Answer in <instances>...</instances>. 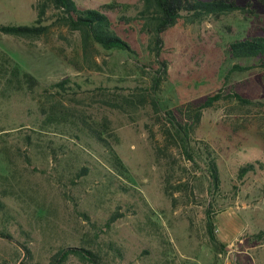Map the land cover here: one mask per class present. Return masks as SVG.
I'll return each instance as SVG.
<instances>
[{
    "label": "rangeland",
    "instance_id": "rangeland-1",
    "mask_svg": "<svg viewBox=\"0 0 264 264\" xmlns=\"http://www.w3.org/2000/svg\"><path fill=\"white\" fill-rule=\"evenodd\" d=\"M36 1L0 0V25H31ZM74 2L80 9L120 5L106 14L134 52L97 46L92 66L82 60L78 33L65 28L32 42L0 34V231L10 237L0 238V264H47L58 249L88 246L108 264H264V107L245 109L226 98L236 92L264 103V58L239 60L228 52L231 42L264 35V0H236L244 11L201 23L179 21L161 35L157 55L134 20L140 0ZM65 57L77 59L79 70ZM67 78L80 88L55 94L52 85ZM216 94L222 98L202 110L192 136L196 164L178 146L160 151L165 111L182 120L186 105ZM56 101V115L68 122L49 121V103ZM83 120L111 128L108 141L125 172ZM202 148L215 157L218 190ZM246 164L254 170L240 178ZM167 177L179 187L169 197ZM207 209L216 238L231 241L223 252L206 233Z\"/></svg>",
    "mask_w": 264,
    "mask_h": 264
},
{
    "label": "trees",
    "instance_id": "trees-1",
    "mask_svg": "<svg viewBox=\"0 0 264 264\" xmlns=\"http://www.w3.org/2000/svg\"><path fill=\"white\" fill-rule=\"evenodd\" d=\"M141 9L138 11L134 20L141 24L140 32L149 35V49L155 52L156 55L162 44L161 35L169 28L175 26L179 21L187 24L201 23L205 19L219 18L237 11H244L245 9L236 4V0H140ZM36 11V19L31 25H0V34L17 38L23 41L32 42L48 35L52 28H65L69 32H76L80 39V50L83 62L92 66L95 65L93 53L96 47H100L105 51H123L133 53L128 41L116 31L110 18L106 14L109 11H115L120 8L115 2L101 5L99 9H80L77 7L74 0H37L32 6ZM253 14V11H249ZM119 21H130L132 19L120 16ZM45 23V24H44ZM228 52L234 59H253L264 58V35L255 36L244 40H236L231 42L228 46ZM65 61L69 63L75 70H79V61L73 57H65ZM163 72H165V62L162 61ZM232 70L243 71L244 68L234 65ZM26 79L31 84H36V80L26 74ZM30 84V86H32ZM158 81H155L156 88ZM80 88L79 84L72 83L70 79H63L52 85L55 94H69L73 91V87ZM54 98L53 95L49 97ZM138 102L143 101L142 96H138ZM222 96L216 94L209 97L203 104L192 107L191 104L186 105L183 109L185 118L178 120L171 111H165L167 128L163 131L165 147L160 151H166V148L172 145L178 146L181 149L183 156L192 164H196V150L192 145V136L197 128L202 110L212 107L213 103L220 100ZM226 98L229 101H234L241 108H256L264 107L262 102H254L249 99L241 97L238 93H229ZM124 102L127 105L134 106L132 99L125 97ZM50 115L48 117L51 123L57 121H67L64 116H57L56 111L61 106L60 102H50ZM151 104L157 110L156 102L153 100ZM107 105L119 109L120 106L113 101H108ZM44 112V109H42ZM181 112V110H180ZM68 122V121H67ZM83 129L89 136L97 142L103 144L113 156V163L120 171H126L123 163L114 152L109 144L108 139L113 138L111 128L105 122L82 121ZM203 149V148H202ZM201 150V149H199ZM159 151V153H160ZM200 157L204 160L208 177L212 183V187L218 190L220 184L219 171L215 161V157L207 148L203 149ZM254 170V164H246L239 168L238 176L242 178L248 172ZM179 188L170 185L169 178L165 179L164 193L167 197L171 196L170 189ZM114 216L110 217L109 223L113 222ZM205 230L213 248L217 252H223L225 246L215 236L214 222L211 217L210 209L206 210ZM264 234L261 231L259 235ZM0 238L9 240L8 234L0 231ZM25 257L29 255V251L24 248ZM71 258H76L83 264H108L104 262L99 250L94 246L88 247H67L58 249L53 253L47 264H67Z\"/></svg>",
    "mask_w": 264,
    "mask_h": 264
},
{
    "label": "crops",
    "instance_id": "crops-1",
    "mask_svg": "<svg viewBox=\"0 0 264 264\" xmlns=\"http://www.w3.org/2000/svg\"><path fill=\"white\" fill-rule=\"evenodd\" d=\"M217 232H219V230H218V228H217ZM231 242V241H230ZM230 242H226V243H230ZM224 244H226L225 242H223ZM228 245H230V244H228Z\"/></svg>",
    "mask_w": 264,
    "mask_h": 264
}]
</instances>
